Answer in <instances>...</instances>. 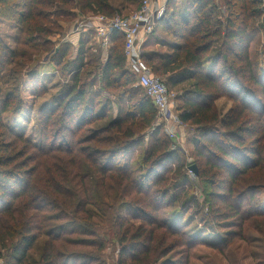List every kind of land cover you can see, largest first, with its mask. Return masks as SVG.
<instances>
[{
  "label": "trees",
  "instance_id": "obj_1",
  "mask_svg": "<svg viewBox=\"0 0 264 264\" xmlns=\"http://www.w3.org/2000/svg\"><path fill=\"white\" fill-rule=\"evenodd\" d=\"M141 1L0 0V16L22 26L25 45L40 41L48 53L53 47L50 36L65 30L60 21L75 16L72 7L114 16ZM173 2L167 0L164 16L146 38L143 58L171 91L178 92L179 117L192 134L191 157L198 172L188 171L174 139L158 123L152 99L128 68L124 34L113 32L110 52L96 70L92 62L100 61L99 55L86 47L91 35L82 36L77 57L69 64L72 84L59 92L55 107L40 109V144L15 134L3 118L15 107L33 111L39 93L29 89L32 83L27 80L35 71L23 76L18 95L3 98L0 83L4 264H107L100 256L105 243L95 223V210L103 213L104 207L116 210L109 232L118 245V264H192L199 244L224 252L233 241H248L251 231L259 232L264 244L262 1L222 0L219 5L215 0H186L182 8ZM158 27L174 38L159 39L168 51L149 47ZM68 53L65 44L50 60L61 65ZM17 55L0 38V82L4 66ZM90 75L89 90L84 80ZM97 82L117 90L112 94L117 112L109 119L113 103L96 102L104 90ZM223 97L232 103L224 113L217 105ZM101 121L104 125L91 127ZM20 142L35 150L34 167H27L31 158L21 159ZM54 152L67 153L73 169L50 168ZM197 182L208 186L210 224L187 229L191 223L184 226L180 218L191 210L190 221L194 212L202 211L200 197L191 190ZM89 183L101 188L92 190ZM118 198L129 200L120 203ZM218 224L226 229L222 238L204 241L202 231L216 230Z\"/></svg>",
  "mask_w": 264,
  "mask_h": 264
},
{
  "label": "rangeland",
  "instance_id": "obj_2",
  "mask_svg": "<svg viewBox=\"0 0 264 264\" xmlns=\"http://www.w3.org/2000/svg\"><path fill=\"white\" fill-rule=\"evenodd\" d=\"M215 1L219 5L222 4V0ZM261 1V8H264V2L263 0ZM184 2H186V0H174L173 3H175L177 7L182 8ZM140 4L141 3L139 2L134 5L131 4L126 6L127 9L123 11V14L128 15L129 13H132L133 11L139 8ZM70 11L74 12L75 16L69 21H60L64 26L65 30L59 33H54L50 36L53 47L52 49H50V51H48V53H45L42 50L40 41H33L29 46L27 44L25 45V37L22 26H19L13 21L0 16V38H2L4 43L9 48L19 54L17 55V57L15 56L10 59L1 71L0 83L2 97L5 98L9 95H13L16 93L18 95V89L21 79L24 81L23 76L28 74V72L32 71H35L34 73L36 74V76L30 78V80H27V83L31 82L32 84L31 86H29V89H35L37 90V93H39V97L31 113H26L25 111L21 112L15 107L16 109L13 108L9 112L4 113L3 118L8 127L15 134L17 133L24 135L35 145L40 144L42 140V125L40 122L39 114L40 109L46 106L49 108L55 107L56 104L54 103V101L60 100L59 92L63 90L65 86L72 84L73 74L68 73L69 64H71L73 60L77 57L80 38L82 36H88L89 34L91 35V39L87 43L86 47L88 48V53L94 54L95 56L97 54L99 55L96 57H99L98 60L100 61L96 62L97 64L92 62L94 65H96L95 70L97 65H100L101 63H103L102 61H105L106 57L110 52L111 47L109 49H106L105 47L101 46V42L99 41V39L95 38V30L93 28V23L89 19L90 16L93 14L89 12H84L83 10L77 7H72ZM261 38L262 40H264L263 32H261ZM159 39L171 40L174 38L172 36L167 35L161 27H158L155 36L153 37V43L149 46L152 51H168V48L166 46L162 45L161 43L159 44ZM65 44L69 45L68 56L65 58L64 62L61 65L53 64L50 60L53 53L61 49V47H63V45ZM112 45L113 42L111 46ZM87 77L88 78L84 80V83H86L88 89L90 90L89 82L93 75ZM101 86L102 83L97 82V88L103 90V86ZM116 91L117 90L104 88L103 94L96 98V102L101 99V103H105L106 100L109 99L111 103H113V109L111 110L108 119L111 118L110 116L113 117V115H115L117 112V103L114 101V97L112 96V94ZM174 91L176 94L178 93L176 90ZM176 102L178 106L179 102ZM231 104V101L225 97L220 98L217 101V105L220 111L223 113L231 107ZM104 122L105 121L94 123L91 127L95 129L97 127H100L101 125H104ZM178 131L179 139L177 141L174 140L178 143L175 149L180 150V158L183 160L184 163L187 164L188 171L194 174L195 172L191 169L192 165H196L195 163H193V158L191 157V153L193 151V143L189 140V137L192 134L189 133L188 128L186 129V126H183V128H179ZM55 142L58 146V144L60 143V138H56ZM17 151H20L24 155L21 158L22 160L25 159V157H29V159L31 158V160H29L30 164H28L27 166L28 168H31L32 166L34 167V162L32 160L34 156L32 153H34L35 150L24 148L23 143L20 142L18 144ZM64 152H54L52 157L48 159L47 164H49L50 168H59L61 170L65 169L68 171L73 169V167L67 162L69 159L67 153ZM130 153L131 151L128 154ZM137 155L138 152H135V157ZM89 185L92 186V190L95 191L101 188V185L99 183L95 186H93L91 183H89ZM81 189L82 191L86 190L85 186L81 187ZM207 189L208 186H206L205 183L197 182L196 184H193L191 190L195 191L196 194H198V196L200 197V207L202 211L199 210V212L197 213L194 212L195 217L193 218V220L190 221L189 216L192 212L191 210H188V213H186L185 218H180L181 224L184 226L187 223H191L190 226H187V229H189L190 227H197L196 229H203L204 224L209 223L211 213L210 216L207 215L209 214L211 207L210 200L205 197ZM95 193L99 194V192ZM109 199L113 200V197ZM118 200H120L121 203L122 201L129 200V198H124L123 200H121V198H118ZM106 204L110 205L111 203L107 201ZM103 209V213H98V211L95 210L96 227L102 241L105 243L103 250L100 252V256L104 261H106L107 264H118V245L114 239L115 235L109 232V225H111L112 223V218L115 219L116 217V210L113 211L114 209H109L106 207H104ZM225 231L226 229L224 225L218 224L216 230L206 229L205 231H202L203 239L204 241H209L211 239H216L217 241V239H220V237L222 238L223 235L221 234ZM42 239L44 240V237L39 238L40 241L34 248L35 250L33 251V254L35 256L38 255L37 253L41 248ZM193 253L195 256L192 260V264H258L259 261L264 259V244L260 233L257 231H251L249 233L248 241H233L231 244L226 246L224 252H220L203 242L196 247V250L193 251ZM173 256L174 258H178L177 253ZM0 258L5 261L4 256Z\"/></svg>",
  "mask_w": 264,
  "mask_h": 264
},
{
  "label": "built area",
  "instance_id": "obj_3",
  "mask_svg": "<svg viewBox=\"0 0 264 264\" xmlns=\"http://www.w3.org/2000/svg\"><path fill=\"white\" fill-rule=\"evenodd\" d=\"M152 1L142 0L139 8L128 15L108 16L98 13L91 15L89 19L93 23L95 38L106 49L111 47L113 32L124 34V50L129 69L136 73L138 84L145 89L157 108L158 123H162L168 135L177 141L178 129L186 125L179 117L176 93L168 88L164 79L155 74L143 58L146 37L166 12V2L153 6ZM177 145L175 142L174 146ZM0 264H4L2 258Z\"/></svg>",
  "mask_w": 264,
  "mask_h": 264
},
{
  "label": "crops",
  "instance_id": "obj_4",
  "mask_svg": "<svg viewBox=\"0 0 264 264\" xmlns=\"http://www.w3.org/2000/svg\"><path fill=\"white\" fill-rule=\"evenodd\" d=\"M164 2L167 3V0H164V1H162V0H153V1H152L153 6H156V5H158V4H160V3H164ZM149 35H150V34H148L147 37H148ZM147 37H146V38H147ZM145 41H146V40H145ZM112 42H113V39H112Z\"/></svg>",
  "mask_w": 264,
  "mask_h": 264
},
{
  "label": "water",
  "instance_id": "obj_5",
  "mask_svg": "<svg viewBox=\"0 0 264 264\" xmlns=\"http://www.w3.org/2000/svg\"><path fill=\"white\" fill-rule=\"evenodd\" d=\"M191 169H192L195 173L198 172V168H197L196 165H192V166H191Z\"/></svg>",
  "mask_w": 264,
  "mask_h": 264
}]
</instances>
